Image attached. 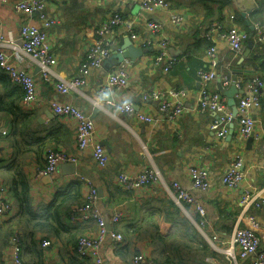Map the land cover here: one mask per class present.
Wrapping results in <instances>:
<instances>
[{"label":"crops","instance_id":"0c3cea01","mask_svg":"<svg viewBox=\"0 0 264 264\" xmlns=\"http://www.w3.org/2000/svg\"><path fill=\"white\" fill-rule=\"evenodd\" d=\"M15 1L0 4V36L6 34L16 41L20 26L28 18L36 21V17L16 12L12 8ZM166 2V7L145 12L137 0H45V11L57 20L47 30L50 50L57 61L54 75L49 81L43 80L26 55L13 52V62L26 66L34 76L36 98L29 110L23 109L19 116L0 111V186L4 188L2 195L15 206L7 219L0 220V264H12L10 236L15 228L10 221L17 218L18 209L11 185L19 179L27 183L29 204L36 212L44 211L57 191L73 184L79 187L77 203H84L89 184H93L98 194L95 207L108 231L119 232L123 237L117 241L109 232L105 235L96 250L105 264H134L131 257L135 253L152 258L156 264H251V256L241 258L239 247L229 245L230 235L238 226L255 231L259 247L264 249V90L261 104L253 112L255 125L249 137L236 136L235 118L231 136L219 139L209 127L214 113L196 111L201 88L197 71L210 68L206 53L212 44L216 46L214 69L218 77L208 84V89L222 94L229 111L232 107L226 93L236 80L241 87L234 85L235 88L243 93L251 77L264 79V42L257 41L253 29L258 24L264 33V0H255L257 5L250 10H242L248 8L250 0ZM244 11L248 12L242 14ZM115 12L121 14L122 23L115 25L105 38L109 56L92 69L77 89L64 94L57 91L55 81L78 75L79 63L93 41L95 28ZM172 14L179 15L182 21L173 24ZM230 14L236 19L231 20ZM147 20L161 25V34L168 38V55L176 58L167 71L162 64L152 63L156 51L144 44L149 37ZM128 25L138 35L133 43L143 51L133 60L119 61L115 52L120 51L123 39L130 37ZM231 28L248 34L237 53L229 50L220 37V31ZM4 49L13 51L9 45ZM246 49L249 51L245 55ZM119 68L127 71V85L111 86L100 92L101 86L107 87L108 74ZM224 75L226 80L221 79ZM168 88L185 93L184 110L173 122L158 117L156 101L143 99L148 91ZM21 93L23 98L22 88L8 80V76L0 78V97L4 102L19 101ZM240 93L233 94L235 105ZM52 101L71 103L93 119V142L101 144L108 153L106 166L96 164L90 147L77 149L73 120L56 115ZM123 101L133 102L136 111L152 115L153 121H140L134 114L113 106ZM52 148L76 157V162L61 163L50 175L37 177L35 168L44 165L45 154ZM235 159L241 163L243 179L237 186L227 187L221 177ZM71 164L75 167L71 168ZM191 166L208 171L206 190L192 186ZM149 167L159 170L164 183L127 191L116 179L121 171L135 175ZM171 181L191 194L204 208V215L189 202L177 199ZM244 194L252 198L246 206L240 203ZM114 214L120 216L118 222H111ZM63 221L67 229L60 236L38 232L35 247L24 243L25 264H69L72 257L95 264L90 255H76V244L79 236L96 234V221H75L68 209ZM45 236L50 244L42 246Z\"/></svg>","mask_w":264,"mask_h":264},{"label":"built area","instance_id":"2783aa9c","mask_svg":"<svg viewBox=\"0 0 264 264\" xmlns=\"http://www.w3.org/2000/svg\"><path fill=\"white\" fill-rule=\"evenodd\" d=\"M7 0H0V4H5ZM142 10L152 12L155 8L166 7V0H137ZM12 8L16 12L24 13L26 16H35L36 21L28 18L19 29L17 40L5 36H0V68L8 76V79L14 84L20 86L24 92L21 106L24 110H29L36 98L35 78L22 66L13 62L12 54L20 51L26 55L30 62L36 66L43 80L49 81L54 75L53 68L56 65V58L50 50V44L47 38V30L56 23V18L45 11V0H16ZM173 24H179L182 18L177 14L170 16ZM231 20L236 19L235 15L230 14ZM122 23V16L119 12L113 13L105 22L99 24L94 31L92 43L87 48L84 58L78 66V75L67 81H55L54 86L57 91L64 94L70 89H77L84 84L87 76L92 69L99 67L102 62L109 56L110 48L105 38L110 30L117 24ZM149 37L145 39L146 46L154 47L155 53L152 55V63L155 65L162 64L163 70L167 71L175 63L176 58H170L168 55V38L161 34V25L154 20L146 21ZM255 36L258 42H264V33L262 27L258 24L253 26ZM130 39L138 38L137 33L132 29L131 25L127 26ZM247 32L231 28L220 31V37L225 40L227 47L234 53L240 52L243 44L247 39ZM10 46L13 51H6L5 46ZM207 58L210 68L199 69L197 71L201 88L197 95L196 111L199 113L213 112L214 117L209 122L210 129L219 139L224 138L229 133V124L232 119V113L227 109L225 98L217 91L208 89V84L218 77L214 66L217 65L216 46L212 44L207 48ZM226 80L227 77L221 76ZM128 83V74L124 68L111 71L108 74L107 87L101 86L99 91L102 92L111 86L125 87ZM237 88L241 87L239 80L233 83ZM264 90V79L253 76L247 82L243 93L238 94L236 104V118L238 126L236 130L237 137H249L253 134L255 119L253 112L259 108L261 104V96ZM185 93L182 90L168 88L164 90H151L143 94L144 100H154L157 103V114L162 120L168 122L176 121L184 110L183 97ZM113 106L121 112L134 114L135 117L143 122L153 121L150 114L141 113L135 110V105L131 101H123L115 103ZM52 111L56 115L66 116L73 120L75 124V139L78 150H85L90 147L92 159L100 167H104L109 162V156L105 148L93 142L94 121L82 109L71 103H61L57 101L51 102ZM4 133V131H2ZM257 137V134H256ZM64 162H76V157L68 155L64 152L49 149L45 154V162L43 166L35 168L37 177L50 175L59 164ZM241 163L238 159L231 162L230 167L221 177V182L227 187L237 186L243 179L240 170ZM190 180L192 186L196 189L206 190L209 186V174L204 167L191 166L189 168ZM118 183L127 191H135L141 187L153 183H164L159 170L155 167H149L141 170L139 173L132 175L125 171H121L116 175ZM170 187L175 192L177 199L189 202L195 209L204 215V208L191 196V194L181 188L176 181L170 182ZM4 188L0 186V220L7 219L11 215L15 206L8 198L3 196ZM175 196V195H174ZM98 194L97 188L93 184H89V191L84 203L76 204L71 207L69 215L75 221L94 220L97 224L95 235H81L77 241L76 255L83 257L90 255L93 257L95 264H105L103 259L96 255V250L102 243L105 235L109 232L103 216L95 207ZM248 194H244L240 200L242 206H246L251 201ZM264 201V198H262ZM120 216L114 214L111 222H118ZM110 236L114 240L123 239L119 232L110 231ZM11 253L10 261L12 264H25L22 256V240L17 231L11 235ZM230 246L239 247V257L247 258L251 256V264H264V249L259 247V237L252 229L247 227H236L232 231L228 240ZM50 241L43 238L41 245H49ZM230 256L233 253L227 251ZM131 260L134 264H156L155 260L142 254L135 253Z\"/></svg>","mask_w":264,"mask_h":264},{"label":"trees","instance_id":"16d2710c","mask_svg":"<svg viewBox=\"0 0 264 264\" xmlns=\"http://www.w3.org/2000/svg\"><path fill=\"white\" fill-rule=\"evenodd\" d=\"M5 77H7L6 74L0 68V78ZM21 98L22 93L18 94V100H20L17 102H4L3 98L0 97V111H8L13 116H19L23 110L21 106ZM78 188L77 184H73L63 190L57 191L46 206L45 210L42 212H36L29 204V190L27 183L24 180L19 179L11 185V191L17 200L18 209L17 218L14 221H10L11 224H14L15 228L12 230L11 235L14 231H17L20 234L22 248L24 247V243L35 247L38 232H44L45 234L48 233L51 236L58 237L62 231L67 229L66 224L63 221V216L67 212V209L69 213L72 206L81 204L77 203L80 194L78 193ZM71 204L73 205L69 208V205ZM45 239L50 241L48 237ZM68 263L86 264L85 260L79 261V258L77 257L70 258Z\"/></svg>","mask_w":264,"mask_h":264},{"label":"water","instance_id":"95a60500","mask_svg":"<svg viewBox=\"0 0 264 264\" xmlns=\"http://www.w3.org/2000/svg\"><path fill=\"white\" fill-rule=\"evenodd\" d=\"M256 2L255 0H250V4L248 6V8H244L242 10H250L251 8L256 7ZM248 11H244L242 12V14H245ZM251 42H249V45L251 46ZM143 49L139 46H136L133 41L130 39L129 36H126L123 39V43L122 46L120 48V51H116L115 52V56L118 58L119 61H123L125 58L128 59H135L137 57H139L142 54ZM248 49L245 50L244 54L246 55L248 53ZM241 90H238L237 88H235L234 85H232L230 87L229 92L226 93V95L228 96V104L232 107V119L231 122L229 124V133L228 136H231L232 132H233V121H234V116L236 115L237 109H236V105H235V101L233 99V94L234 93H240ZM75 167V165L73 166L71 164V168Z\"/></svg>","mask_w":264,"mask_h":264}]
</instances>
